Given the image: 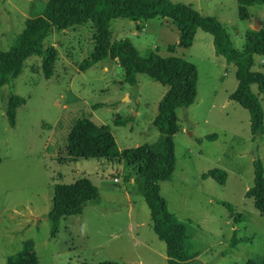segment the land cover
<instances>
[{"label": "rangeland", "instance_id": "1", "mask_svg": "<svg viewBox=\"0 0 264 264\" xmlns=\"http://www.w3.org/2000/svg\"><path fill=\"white\" fill-rule=\"evenodd\" d=\"M45 1L0 0V50L8 48L24 19L38 15ZM174 1H190L200 15L215 17L237 49L255 20L264 25V3L245 6L247 17L241 19L235 0ZM109 27L115 38H128L139 53L155 46L161 56L169 55L166 46L177 35L167 18L150 19L140 35L135 22L126 18L110 20ZM92 36L90 22L52 29L43 42L56 50L50 77L42 76L39 57L29 56L17 77L0 86V264L27 238L33 240L37 264H165L164 244L153 233L149 210L133 187L139 165L116 158L71 159L63 150L70 126L81 117L107 126L117 149L151 143L158 134L152 120L166 86L145 74H136L135 85L123 82L116 60L78 70L91 52ZM173 55L194 66L196 95L189 106L174 111L179 127L172 137L174 165L169 180L159 183V194L186 227L187 244L197 252L191 264L260 263L264 217L244 192L252 181L254 159L261 162L264 176V103L263 131L251 135L248 112L228 98L236 86L234 66L214 54L207 32L196 29L189 47L175 48ZM251 69L264 73V56L254 55ZM251 89L257 93L254 84ZM10 93L25 99L15 109L13 126L5 116ZM118 116L127 121L114 124ZM211 133L215 139L206 140ZM213 168L225 171L223 184L201 177ZM78 177L97 187L98 202L65 216L50 238L46 212L52 185ZM220 201L228 202L231 211ZM232 235L247 241L230 246Z\"/></svg>", "mask_w": 264, "mask_h": 264}, {"label": "trees", "instance_id": "2", "mask_svg": "<svg viewBox=\"0 0 264 264\" xmlns=\"http://www.w3.org/2000/svg\"><path fill=\"white\" fill-rule=\"evenodd\" d=\"M238 16L247 17L245 6L264 3V0H235ZM116 18H126L135 22L140 31L145 22L152 18L171 20L177 31V40L168 44L166 50L173 52L174 47L188 48L194 32L200 29L211 36L215 55L225 63L234 66L236 86L228 94L248 112L251 135L263 131L261 102L264 103V73L252 70L253 56H264V25L249 29L244 34L240 49L233 47L224 26L213 16L200 15L192 6L174 0H46L38 15L24 19L21 30L5 50H0V86L9 84L21 72L24 60L38 56L42 76L47 79L52 74L56 50L52 45H43L52 29H69L86 22L93 28V46L89 56L77 65L83 70L101 60H116L122 69V81L135 85L136 74H145L166 90L158 100L156 114L152 120L157 129V137L151 143L117 149L107 126L95 124L86 117L76 119L70 126L66 137L64 152L67 157L121 159L128 165L138 164L132 178L135 191L143 198L151 221V229L157 239L164 244L165 264H191L197 252L187 244V232L183 223L175 220L159 194L161 181L169 180L174 165L173 135L179 127L174 111L189 106L196 95V70L186 59L176 55L161 56L155 48L147 47L141 53L128 38H115L109 22ZM254 84L256 92L251 89ZM260 95L261 99H259ZM25 99L14 93L7 96L5 116L9 126L14 124L17 106ZM114 124H124L125 117H115ZM211 133L206 140L215 139ZM199 141V140H197ZM201 177H210L223 184L226 173L213 168ZM244 196L251 199L253 207L264 217V176L258 158L252 161V181ZM97 187L85 177H78L72 183H54L46 218L49 221V237L55 236L58 223L68 215L81 212L83 206L98 202ZM221 205L231 211L228 202ZM247 241L246 238H230L229 245ZM5 264H37V257L30 238L21 241V248L6 256ZM87 264V263H82ZM96 264H122L117 261H101ZM243 264H264L246 260Z\"/></svg>", "mask_w": 264, "mask_h": 264}, {"label": "crops", "instance_id": "3", "mask_svg": "<svg viewBox=\"0 0 264 264\" xmlns=\"http://www.w3.org/2000/svg\"><path fill=\"white\" fill-rule=\"evenodd\" d=\"M149 21H150V20H149ZM145 23H146V22H145ZM154 23H156V24H157V22H154ZM142 30H143V29H142ZM136 34L140 35V34H141V32H140V31H137V32H136ZM176 37H177V35L175 36V39H174L173 43H175V42H176V40H177V39H176ZM173 43H172V44H173ZM153 48H155V49L157 50V48H156L155 46H153ZM175 48H181V47H177V46H175V47H174V50H175ZM184 49H185V48H184ZM174 50H173V52H174ZM157 52H158V50H157ZM166 52H168V53H169V55H170V54H172V55H173V52H169V51H167V50H166Z\"/></svg>", "mask_w": 264, "mask_h": 264}, {"label": "water", "instance_id": "4", "mask_svg": "<svg viewBox=\"0 0 264 264\" xmlns=\"http://www.w3.org/2000/svg\"><path fill=\"white\" fill-rule=\"evenodd\" d=\"M258 27H259L258 20H255L253 29H258Z\"/></svg>", "mask_w": 264, "mask_h": 264}, {"label": "built area", "instance_id": "5", "mask_svg": "<svg viewBox=\"0 0 264 264\" xmlns=\"http://www.w3.org/2000/svg\"><path fill=\"white\" fill-rule=\"evenodd\" d=\"M113 180H117L115 177H113Z\"/></svg>", "mask_w": 264, "mask_h": 264}]
</instances>
